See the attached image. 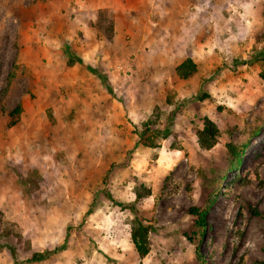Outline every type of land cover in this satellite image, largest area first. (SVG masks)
<instances>
[{
    "label": "rangeland",
    "instance_id": "obj_1",
    "mask_svg": "<svg viewBox=\"0 0 264 264\" xmlns=\"http://www.w3.org/2000/svg\"><path fill=\"white\" fill-rule=\"evenodd\" d=\"M88 1L0 0V264H264V0H197L175 18L155 0L120 37L128 18L91 19ZM180 34L207 43L188 50L187 81ZM203 117L210 150L192 132ZM149 121L155 148L138 142ZM229 142L246 145L235 169ZM135 179L151 189L136 204L144 258ZM190 207L206 209L202 238Z\"/></svg>",
    "mask_w": 264,
    "mask_h": 264
},
{
    "label": "trees",
    "instance_id": "obj_2",
    "mask_svg": "<svg viewBox=\"0 0 264 264\" xmlns=\"http://www.w3.org/2000/svg\"><path fill=\"white\" fill-rule=\"evenodd\" d=\"M90 72L95 73L94 70L89 69ZM197 72V66L190 58L184 59L178 66L175 67V73L178 78L182 81H187L193 77ZM262 76V75H261ZM102 82L105 81L103 76L100 77ZM264 80V77H262ZM104 86L108 88V84L103 82ZM203 97L200 98L202 100ZM22 111V107L18 104L11 112H9V117L11 118L8 128L14 126L19 120V114ZM152 122L145 123L143 129L139 134L138 142L145 148H155V143L151 135L148 134L149 126ZM193 134L197 137V143L202 150H210L216 144L219 136V131L216 125L207 117H203L201 120V128H193ZM225 148L230 156L229 169H235L240 165L242 156L246 145H241L240 147L233 143H226ZM133 192L135 194L134 203L130 205L129 209L133 218L129 221L130 225V239L134 247L135 252L140 258H144L150 251L148 232L150 231V226L146 224V221L140 216L136 209V204L143 198L149 197L151 195V189L135 179ZM188 214L195 217V227L199 231L197 234L202 238L206 220V209L199 207H190L188 209ZM51 252H46L43 254L34 255L30 261H40L45 259Z\"/></svg>",
    "mask_w": 264,
    "mask_h": 264
},
{
    "label": "crops",
    "instance_id": "obj_3",
    "mask_svg": "<svg viewBox=\"0 0 264 264\" xmlns=\"http://www.w3.org/2000/svg\"><path fill=\"white\" fill-rule=\"evenodd\" d=\"M105 1H108L111 4L107 6V3ZM111 1L112 0H97V1H93L92 2L91 0H89L88 1V5H86V7L87 6H88V8L89 7H92L93 8V11H94L91 19L92 18H96L97 10H99L100 8L109 7V8H113V10L111 12L112 14H116L118 17H120L122 19H127L128 18L127 20H129L131 16L133 17L135 15H140L143 12L146 13L147 12V8H148L147 7V4L149 2L152 3L155 0H120V2H119V0H117L119 2V4L117 2L115 6H114V4ZM158 1H159V4L156 6L158 13L160 12L162 14V12H163L164 14H167L168 15L167 18H169V17L171 18V16H173L175 18L177 15H179L182 12H184L185 6L188 3H195V2L197 3L198 2L197 0H166V2L168 3V5H169L170 2L172 3L171 4V7L169 9V8H167L168 5H166V6L164 5V1L165 0H158ZM217 1L218 0H216V2ZM80 3H81V5L83 4L82 2H80ZM120 3H122V4H120ZM153 4H154V2H153ZM215 5H218V4H215ZM160 13H159V15H160ZM113 18L116 21H118V18H115V17H113ZM132 22H133V20H129L127 22V27H125L126 26V24H125V26H119L117 29H115V31L118 32L117 37H120V35H123V34H128L129 35L130 33H132L131 32V30H132L131 29V27H132L131 24H133ZM121 23H122V21H121ZM177 24H178L177 25V28L183 29V25H184L183 23L178 22ZM180 27H182V28H180ZM133 28L135 29V24L133 25ZM146 31H147V29H144V32H146ZM190 35L191 34H187V35L185 34V37H182L181 39H179V38L182 35L180 34L178 36V39L181 40V41L178 44V48L176 49V53L177 54L178 53H182V54L183 53H186L184 59L190 58L191 60H193V57H190L189 56L190 53H187L188 50H191V48H193L194 54H196V55H198L200 57V56H202V54H204L205 48L207 47V43L203 39L204 35L203 36L200 35L197 38V39H199L197 41L196 40H194V41L193 40L188 41V37ZM192 36L195 37V39H196V35H192ZM193 62H195V61L193 60ZM180 63L181 62H178L177 65H179ZM95 74H97V72H95ZM100 81L101 82H99V83L104 86L101 78H100ZM100 84H97V85L98 86H101Z\"/></svg>",
    "mask_w": 264,
    "mask_h": 264
}]
</instances>
